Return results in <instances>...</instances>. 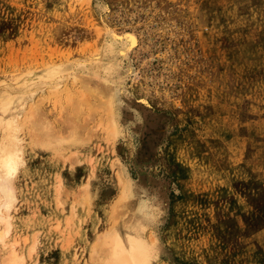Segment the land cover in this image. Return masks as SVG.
<instances>
[{
    "label": "rangeland",
    "instance_id": "rangeland-1",
    "mask_svg": "<svg viewBox=\"0 0 264 264\" xmlns=\"http://www.w3.org/2000/svg\"><path fill=\"white\" fill-rule=\"evenodd\" d=\"M108 30L136 36L124 77ZM45 68L18 113L25 264H100L96 234L139 210L147 264H264V0H0V81Z\"/></svg>",
    "mask_w": 264,
    "mask_h": 264
},
{
    "label": "bare ground",
    "instance_id": "bare-ground-1",
    "mask_svg": "<svg viewBox=\"0 0 264 264\" xmlns=\"http://www.w3.org/2000/svg\"><path fill=\"white\" fill-rule=\"evenodd\" d=\"M107 42L108 47L113 50L114 54L112 65L115 67L116 71L124 77L125 74L130 71V68L127 67L126 70L121 71L119 61H121L122 57H125L127 52L136 44V36L129 31L117 33L113 30H108ZM50 73L51 71L48 68L42 69L40 73H36L34 70H23L15 74L13 73V76H10L9 78L11 80L9 83L5 80L0 81V131L2 132L0 134V249L5 250L3 256L0 257V264H25V255L19 246L20 242L18 237L16 238L15 234L13 235L14 237H11L13 232L11 210L14 209L17 199L14 179L19 172L21 165L24 163L23 136L19 134L24 128V124L19 119L20 117L18 113L24 105V95L27 92L35 90L41 81L49 77ZM104 83H107L106 85L108 86L109 83L115 84L116 81H114L113 78H104ZM108 99L109 100H107L108 102L106 101V104L111 113V117L107 128L109 129L110 134L112 132L115 134L117 132V126L115 118L112 115V100L111 97ZM30 106L32 107L33 104H30ZM36 110L38 109L36 108ZM29 111L30 110L27 109L28 113ZM39 113L34 114L38 116ZM31 114L33 113L31 112L29 114L32 119L36 117L34 114L31 116ZM27 115L26 117H29V115ZM24 118L22 119L25 120ZM29 118L26 120H28V122L30 120L31 123L32 119ZM38 118H42V115ZM38 118L35 119L39 126L41 124H39L41 119L39 120ZM32 121L33 124H36L34 120ZM46 121L48 120H45V123L42 122L41 126L37 129L36 127H33L34 125L32 123H29L34 128L32 130L35 131L36 129L35 132L31 131L33 132L32 134L35 133L36 135L37 133L38 136H36L38 137L37 140L40 145L58 151L61 149V143L63 141H74V139L70 137L71 133H68V138H63L66 134L63 133L64 136L63 134L62 136H60L61 134L58 135L60 132L58 131L59 133H55L57 131L54 132L52 127L50 128L51 124L48 125ZM73 126L75 127V125ZM29 136L30 135L28 134V137ZM121 188V192L119 193L120 196L117 198L123 200L121 198L126 196L127 188L125 185ZM143 218L144 216L141 210H139L132 219L127 218V222H123L119 217L114 218L115 220L111 221V224H109L104 231L96 234L91 246H89V251L86 253V259L93 263L95 261L100 264H147L149 256L151 255V249L141 237L140 228L143 226ZM131 220L132 222L128 224V221ZM33 244L32 246L30 245L31 248L29 247L30 249L28 251L34 250L35 245Z\"/></svg>",
    "mask_w": 264,
    "mask_h": 264
}]
</instances>
